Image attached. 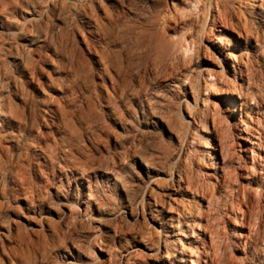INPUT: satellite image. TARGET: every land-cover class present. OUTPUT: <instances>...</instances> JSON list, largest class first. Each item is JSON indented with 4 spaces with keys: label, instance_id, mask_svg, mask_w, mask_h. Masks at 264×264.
Instances as JSON below:
<instances>
[{
    "label": "rangeland",
    "instance_id": "obj_1",
    "mask_svg": "<svg viewBox=\"0 0 264 264\" xmlns=\"http://www.w3.org/2000/svg\"><path fill=\"white\" fill-rule=\"evenodd\" d=\"M218 1L0 0V264H264V0Z\"/></svg>",
    "mask_w": 264,
    "mask_h": 264
},
{
    "label": "bare ground",
    "instance_id": "obj_2",
    "mask_svg": "<svg viewBox=\"0 0 264 264\" xmlns=\"http://www.w3.org/2000/svg\"><path fill=\"white\" fill-rule=\"evenodd\" d=\"M216 2H217L218 4L220 3V1H218V0H216ZM260 5L264 6V3H263V2H262V3L260 2ZM251 7H252V6H251ZM253 9H254V7H252V10H253ZM156 34H157V33L149 34V37H148V36H147V37H148V38H154L153 41H155V40H156V36L159 35V34H157V35H156ZM157 38H159V36H158ZM159 39H160V38H159ZM157 40H158V39H157ZM160 40H161V39H160ZM160 42H161V41H160ZM160 42H159V43H160ZM149 43H150V42H149ZM159 43L156 42L155 45L158 47V46H160ZM151 46H152V45H151ZM161 53H162V51H161Z\"/></svg>",
    "mask_w": 264,
    "mask_h": 264
}]
</instances>
